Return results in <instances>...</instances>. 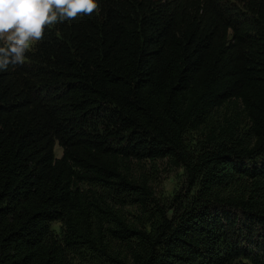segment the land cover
<instances>
[{"label": "trees", "instance_id": "trees-1", "mask_svg": "<svg viewBox=\"0 0 264 264\" xmlns=\"http://www.w3.org/2000/svg\"><path fill=\"white\" fill-rule=\"evenodd\" d=\"M98 5L0 71V264H264V0Z\"/></svg>", "mask_w": 264, "mask_h": 264}, {"label": "clouds", "instance_id": "clouds-1", "mask_svg": "<svg viewBox=\"0 0 264 264\" xmlns=\"http://www.w3.org/2000/svg\"><path fill=\"white\" fill-rule=\"evenodd\" d=\"M98 0H0V71L22 65L45 29L98 9Z\"/></svg>", "mask_w": 264, "mask_h": 264}, {"label": "rangeland", "instance_id": "rangeland-1", "mask_svg": "<svg viewBox=\"0 0 264 264\" xmlns=\"http://www.w3.org/2000/svg\"><path fill=\"white\" fill-rule=\"evenodd\" d=\"M56 155H60L61 147L55 146ZM146 171L149 173L151 178L153 179L152 184L155 190L156 196L160 199L169 200L176 191H178L182 186L185 187V172L181 166H174L170 164L166 159L158 160L156 163V168L150 165V163L146 164ZM186 188V187H185ZM52 227L58 231L59 223L52 222ZM80 260H76L75 264H80ZM88 264H108L107 262H103L100 260L96 263H88Z\"/></svg>", "mask_w": 264, "mask_h": 264}]
</instances>
